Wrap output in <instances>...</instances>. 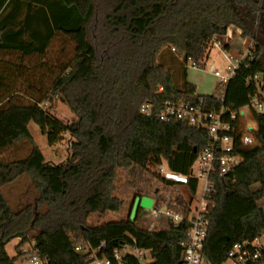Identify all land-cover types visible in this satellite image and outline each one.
<instances>
[{
	"label": "trees",
	"instance_id": "16d2710c",
	"mask_svg": "<svg viewBox=\"0 0 264 264\" xmlns=\"http://www.w3.org/2000/svg\"><path fill=\"white\" fill-rule=\"evenodd\" d=\"M230 28L253 43L251 62L226 86L224 106L235 110L256 90L247 78L260 75L264 90V0H0V154L22 141L31 146L24 159L0 162V264H15L23 257L21 247L31 241L46 264H86L72 249L74 239L93 247L104 244L108 256L136 246L150 251L151 264H181L186 223L156 233L129 220L96 226L87 220L121 210L119 172L145 173L163 187L186 190L193 200L195 180L174 185L153 170L165 164L188 176L207 145L206 134L145 117L140 108L145 103L156 111L166 102L196 105L200 98L204 107L218 108L216 93L196 94L187 66L203 69L211 43ZM59 36L73 45L74 54L64 64L61 52L50 64L45 59ZM6 52H14L17 60L4 59ZM34 58L43 63L29 66L26 61ZM38 68L46 76H31ZM32 78L39 85L29 84ZM54 96L65 101L75 121L63 123L42 107ZM254 120L256 146L238 149L242 164L212 178L202 251L212 264H222L235 243L264 233V209L258 206L264 199V114ZM30 123L49 146L69 136L71 155L65 163L46 162L29 133ZM24 175L36 199L14 211L2 189ZM15 240L12 258L6 247ZM254 264H264V252Z\"/></svg>",
	"mask_w": 264,
	"mask_h": 264
},
{
	"label": "built area",
	"instance_id": "2783aa9c",
	"mask_svg": "<svg viewBox=\"0 0 264 264\" xmlns=\"http://www.w3.org/2000/svg\"><path fill=\"white\" fill-rule=\"evenodd\" d=\"M234 32L232 33V28L228 29L226 35L222 39L213 41L209 49L208 60L212 50L217 49L227 63L225 75H222L214 64L207 68V72L218 80L219 93L216 96V101L220 104L218 108L204 107L201 98L196 105L166 102L156 111L154 105L145 103L140 108V114L145 117H155L162 123L187 124L203 131L207 136V145L198 155L188 176L173 173L169 169L165 171L164 165L155 169L157 175L174 185H186L189 179L195 180L197 185L201 182L203 188L198 206L193 208L188 203L178 204L180 197L176 191L171 190L160 200L143 198L151 201V204L149 207L139 206L137 210V216L145 221L151 219V222H148L143 229L146 232H167L171 227L177 228L182 223L188 225L185 240L181 243V264H212L202 256L209 225L208 207L211 205L213 192L212 178L223 177L242 164L243 158L237 150H252L256 146L257 125L254 119L264 114V90H262L260 75L246 79V84L252 83L256 90L245 106L235 110L224 106V94L229 80L242 66H246L252 60L253 43L250 40H247L243 51L233 53L230 42L236 36L241 40H246L240 37L238 30ZM225 45L229 46L228 50L224 49ZM187 68L200 69L191 63ZM159 202H161L160 205ZM28 238L30 239L31 235ZM25 245L27 247L22 246L20 249L21 254L28 256L31 264H46L37 255L33 241ZM72 249L75 254L87 259L86 264H131L129 260H134L137 264H151L153 261L150 251L139 249L136 246L115 249L108 256L103 252L104 244L93 247L88 242L74 239ZM263 252L264 233L252 240L232 245L222 264H254Z\"/></svg>",
	"mask_w": 264,
	"mask_h": 264
},
{
	"label": "rangeland",
	"instance_id": "374dc122",
	"mask_svg": "<svg viewBox=\"0 0 264 264\" xmlns=\"http://www.w3.org/2000/svg\"><path fill=\"white\" fill-rule=\"evenodd\" d=\"M232 46L233 53L238 51H243L245 49L244 45L247 44V40H241L237 36L230 42ZM61 52H64L65 58L62 59L63 63L66 64L74 54L73 45L66 40L65 38L59 36L57 37L48 52V58L45 59L46 62L52 64L57 60L61 55ZM17 60V57L14 56V61ZM38 61V62H37ZM41 59L34 58L26 61L29 63V66H34L40 62ZM36 63V64H35ZM214 64L216 69L222 74L225 75V66L227 63L224 61L221 52L217 49H213L210 55V59L207 61L204 69L194 70L191 68L187 69V80L196 87V94L200 96H207L218 94V80L215 79L211 74L207 72L209 65ZM37 73L31 74L33 77L38 75L42 77L46 76L44 69H37ZM39 72V73H38ZM45 72V74H44ZM35 75V76H34ZM28 81L29 84L33 83L39 85L38 81L32 78ZM17 92H22L18 89ZM42 107L49 111L55 118L62 121L63 123L70 124L75 121V116L66 105L65 101L61 97L54 96L53 101L42 105ZM29 133L33 138L35 144L41 151L46 162L51 164H62L65 163L69 156L71 155V140L69 136L65 135L64 139L53 145L49 146L46 136L42 135L40 129L34 123H30L28 126ZM30 144L22 141L12 148L5 150L0 154V162L9 163L12 161H17L24 159L30 151ZM164 170H168L167 166L164 164ZM195 170V168H194ZM155 172V170H153ZM156 173V172H155ZM117 196L122 201L123 205L121 210L118 213H108L104 217L98 215H92L88 218L87 223L89 226H96L98 224L109 222V221H124L130 220L133 210L135 207L138 210L143 198H157L160 200L165 195H167L171 190L176 191V194L180 197L177 202L188 203L193 208L197 207L202 195V183L199 182L197 185V190L193 200L190 199L188 192L179 187H163L157 179H152L150 175L141 173L137 171L136 173L132 172H119L117 179ZM3 195L5 196L9 206L14 210H19L21 207L31 204L36 199V192L31 185V182L27 176H21L16 179L12 184L5 186L2 189ZM161 202H159V205ZM260 208L264 209V199L258 203ZM149 221H145L142 217L136 216L134 218V223L139 229H145ZM35 232H31V235H34ZM24 247H27L24 245ZM6 250L10 257L15 255V241L10 243ZM21 253V250H20ZM16 264H31L29 262V257L24 256L20 257L16 261Z\"/></svg>",
	"mask_w": 264,
	"mask_h": 264
},
{
	"label": "crops",
	"instance_id": "0c3cea01",
	"mask_svg": "<svg viewBox=\"0 0 264 264\" xmlns=\"http://www.w3.org/2000/svg\"><path fill=\"white\" fill-rule=\"evenodd\" d=\"M13 16H14V11H13ZM235 30L234 29H232V33H235L234 32ZM2 57L4 58V59H6L7 61L8 60H11V61H14V52H6V53H4L3 55H2ZM188 81V80H187ZM188 83H190L189 81H188ZM190 84H192V83H190ZM193 85V84H192ZM196 88V87H195ZM207 96H210V95H207ZM14 242V241H13ZM12 243V242H11ZM19 244V240H15V248L17 247V245ZM8 253V252H7ZM9 255V254H8ZM16 256V252H15V255H14V257ZM13 258V257H12ZM15 264H16V262H15Z\"/></svg>",
	"mask_w": 264,
	"mask_h": 264
},
{
	"label": "water",
	"instance_id": "95a60500",
	"mask_svg": "<svg viewBox=\"0 0 264 264\" xmlns=\"http://www.w3.org/2000/svg\"><path fill=\"white\" fill-rule=\"evenodd\" d=\"M150 204H151V201H148V200H146V199H143L142 202H141V204H140V206H141V207H149ZM136 208H137V207L134 208V210H133V214H132V216H131V218H130V220H129V221H131V222H134V218H135V216H136V212H137V209H136Z\"/></svg>",
	"mask_w": 264,
	"mask_h": 264
}]
</instances>
